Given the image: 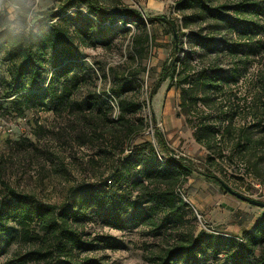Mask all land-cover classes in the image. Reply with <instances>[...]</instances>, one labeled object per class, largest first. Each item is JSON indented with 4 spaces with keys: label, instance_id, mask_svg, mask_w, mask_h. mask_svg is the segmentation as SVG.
<instances>
[{
    "label": "trees",
    "instance_id": "obj_1",
    "mask_svg": "<svg viewBox=\"0 0 264 264\" xmlns=\"http://www.w3.org/2000/svg\"><path fill=\"white\" fill-rule=\"evenodd\" d=\"M73 1L64 0V8L41 11V17L20 32L12 31L8 17L0 13V61L8 66V78H0V115L78 111L98 124L123 127L119 135H112L113 144L123 152L145 125L140 116L143 102L128 93L141 88L139 66L148 55L152 36L137 10L81 0L99 21L110 24L121 19L134 27L130 47L138 66L125 72L111 68L109 91L117 100V115L112 119V105L95 88L86 89L80 100L75 97L91 71L80 60V49L110 43L96 41L103 29L93 20L73 23L65 12ZM175 8L184 30L173 21H164L170 26L173 45L149 85L146 100L151 101L160 85L169 80L178 91L179 113L191 127L195 142L208 151L207 158L227 161L238 173L254 175L260 183L264 181L258 168L264 162V0H175ZM183 35L186 49L182 48ZM150 120L153 137L164 153L161 160L154 146L146 143L147 150L129 152L126 163L102 181L72 187L60 204L38 201L4 185L10 200L0 201V254L14 241L29 247L17 258L22 264H100L98 241L110 248L119 244L109 237L87 235V224L99 219L115 230L132 223L159 236L175 232L173 243L159 251L144 247L149 264H201L207 255L220 253L233 264H264V217L241 238L204 230L178 231L188 204L177 186L192 172L220 185L222 181L175 156L153 114ZM131 169H136L135 175Z\"/></svg>",
    "mask_w": 264,
    "mask_h": 264
},
{
    "label": "rangeland",
    "instance_id": "obj_2",
    "mask_svg": "<svg viewBox=\"0 0 264 264\" xmlns=\"http://www.w3.org/2000/svg\"><path fill=\"white\" fill-rule=\"evenodd\" d=\"M19 3L0 0V13L10 20V29L14 32L26 30L41 17V11L50 8H64V0H17ZM107 6H124L137 10L145 19L147 30L152 36L148 55L141 61L138 74L141 88L128 95L143 102L140 116L144 120L142 131L131 143L118 150L112 141V135L121 133L123 127L105 122L98 124L90 115L84 116L78 111L54 113L51 110H29L19 117L14 112L1 116L8 124H14L12 131L0 132V201L10 200L7 189L30 195L32 198L51 204L64 202L72 187L106 178L115 167L125 164L129 152L147 150L151 143L157 158H164L153 137V114L156 126L163 133L170 150L175 156L188 159L192 164L207 173L214 174L231 189L254 199L264 201V181L256 180L253 175L238 173L227 161L207 158L208 151L196 143L192 129L184 116L179 113L178 91L165 80L151 101L146 100L150 83L157 77L162 62L170 56L173 37L170 26L164 21L150 20L149 17H165L175 22L181 30V14L175 8V0H100ZM24 8H28L25 11ZM75 25L83 20H93L103 30L96 34V41H106L110 45L96 44L94 47L81 48L80 60L91 71L87 84H83L76 98L80 100L86 89L95 88L113 107L111 118H116V97L109 91L112 81L111 68L127 71L137 67L132 60L130 36L134 27L121 19L113 23L99 21L85 10L81 0H74L65 7ZM186 37L182 36V48L186 49ZM179 45H177L178 47ZM7 64L0 61V78H8ZM144 67V70H142ZM103 91L106 93L103 94ZM5 104V103H4ZM149 106V107H148ZM87 115V114H86ZM100 132L101 136H96ZM259 178L264 180V162L258 166ZM136 171L131 169V173ZM135 175V174H134ZM179 196L188 204L184 222L179 232L204 230L206 233L241 238L245 231H251L254 225L264 217V208H260L226 192L218 181L201 173L192 172L177 186ZM13 222H10L12 225ZM174 232V231H173ZM86 233L90 238H111L119 245L106 247L104 241H98L96 249L100 264H149L144 254L147 251H159L171 245L176 236L155 235L141 224L129 223L122 230L102 225L99 219L87 224ZM148 250L145 251L144 247ZM20 242H12L6 253L0 254V264H22L17 259L28 250ZM176 264H183L178 261ZM201 264H233L225 253L217 256L207 255Z\"/></svg>",
    "mask_w": 264,
    "mask_h": 264
},
{
    "label": "water",
    "instance_id": "obj_3",
    "mask_svg": "<svg viewBox=\"0 0 264 264\" xmlns=\"http://www.w3.org/2000/svg\"><path fill=\"white\" fill-rule=\"evenodd\" d=\"M160 20L162 21H167V19L165 17H158ZM175 35V34H174ZM176 44V43H175ZM222 188L228 192L229 194L233 195L234 197H236L237 199L244 201L246 203H249L251 205L260 207V208H264V201L261 200H257L248 196H245L233 189H231L230 187H228L227 185H225L224 183H221Z\"/></svg>",
    "mask_w": 264,
    "mask_h": 264
},
{
    "label": "built area",
    "instance_id": "obj_4",
    "mask_svg": "<svg viewBox=\"0 0 264 264\" xmlns=\"http://www.w3.org/2000/svg\"><path fill=\"white\" fill-rule=\"evenodd\" d=\"M2 101V97H1V85H0V102ZM116 110H117V107H116ZM117 115V113H116ZM14 124H8L5 122L4 118L1 117L0 115V132H10L12 131V128H13Z\"/></svg>",
    "mask_w": 264,
    "mask_h": 264
}]
</instances>
